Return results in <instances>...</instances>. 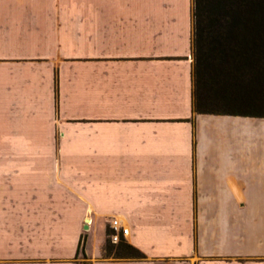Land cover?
Instances as JSON below:
<instances>
[{
	"label": "crops",
	"instance_id": "1",
	"mask_svg": "<svg viewBox=\"0 0 264 264\" xmlns=\"http://www.w3.org/2000/svg\"><path fill=\"white\" fill-rule=\"evenodd\" d=\"M191 38L192 0H0V264H264V119L192 113Z\"/></svg>",
	"mask_w": 264,
	"mask_h": 264
},
{
	"label": "trees",
	"instance_id": "2",
	"mask_svg": "<svg viewBox=\"0 0 264 264\" xmlns=\"http://www.w3.org/2000/svg\"><path fill=\"white\" fill-rule=\"evenodd\" d=\"M191 48L193 114L264 119V0H192ZM108 235L104 257L144 258Z\"/></svg>",
	"mask_w": 264,
	"mask_h": 264
},
{
	"label": "built area",
	"instance_id": "3",
	"mask_svg": "<svg viewBox=\"0 0 264 264\" xmlns=\"http://www.w3.org/2000/svg\"><path fill=\"white\" fill-rule=\"evenodd\" d=\"M109 235L108 238L112 244H117L120 237H123L127 234L128 230L120 226L117 220H112L109 223Z\"/></svg>",
	"mask_w": 264,
	"mask_h": 264
},
{
	"label": "rangeland",
	"instance_id": "4",
	"mask_svg": "<svg viewBox=\"0 0 264 264\" xmlns=\"http://www.w3.org/2000/svg\"><path fill=\"white\" fill-rule=\"evenodd\" d=\"M108 232H109V229H108ZM96 238L97 237H95L94 239H91V249H93L94 248V244L96 243ZM85 264V263H84Z\"/></svg>",
	"mask_w": 264,
	"mask_h": 264
}]
</instances>
